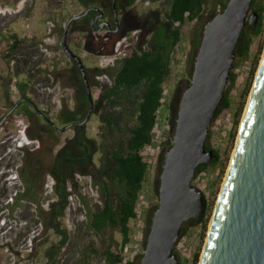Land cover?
Segmentation results:
<instances>
[{
	"label": "rangeland",
	"instance_id": "374dc122",
	"mask_svg": "<svg viewBox=\"0 0 264 264\" xmlns=\"http://www.w3.org/2000/svg\"><path fill=\"white\" fill-rule=\"evenodd\" d=\"M220 1L229 2V0H218L219 3ZM212 2L213 0L210 4ZM103 3L109 6L110 1L103 0ZM262 7L264 9V0H256L252 9L261 10ZM84 8L82 0H0V76L4 77L0 80V121L8 113L12 103H18L21 99H31L32 103L46 114L45 117L60 130L57 132L59 142L54 149L53 157L48 155L47 158L49 160H54L56 157L72 159L68 163L67 207L64 216L60 218L62 229L67 231L65 245L62 244L64 239L55 230L44 229L38 224L33 204L21 202L17 207L8 208L15 203V192L23 188L17 173L18 168L23 165V151H19L18 145L25 138L28 139V130L44 138L45 131L50 128L49 125L44 119H38L36 115L38 113L33 105L24 104L2 126L0 129V264H107L103 254L108 247H111L114 253H121L122 235L119 229H109L99 234L89 227L90 211L94 212L98 205H102L100 194L92 185L89 173L93 166H98L100 163L99 146L103 143L100 137V115L109 111L107 105L100 102L102 90L100 86H96V82L104 86L112 85L108 77H96V69L112 67L116 60L129 56L136 48L141 34L139 19L151 10L160 8L164 10L165 7L164 1L154 3L151 0H141L138 2L136 11L132 9V12L138 15V20L131 21L132 26L123 29L120 35L121 41L113 56L91 55L82 50L84 43L80 48L72 49L82 59L95 105L99 103V109L95 108L90 121L82 128L83 141L81 142L76 139L74 131H69L65 127L66 124L59 122V116L62 113L75 114L77 109H82V115L75 118V122H82L89 109L86 87L80 69L64 54L62 47L63 30L67 21L73 16L83 14ZM221 12L223 11L220 6L218 12H210L207 7L205 15L206 17L208 14L216 16ZM262 15L264 16V10ZM84 20L74 22V27L71 29L79 41H82L83 31L86 30V25H83ZM206 23V20H196L181 28L182 41L175 50L172 73L164 86L165 96L158 114L154 143L144 152L146 161L150 164V172L140 197L139 217L130 223L132 243L123 250L126 261L136 260L137 264H141L153 216L159 206L160 177L164 158L172 147L168 142L173 140L176 132V120L182 95L191 85ZM53 24L56 25L57 31L53 30ZM13 36L21 40L25 37L26 48L28 47L32 53L36 52V57L30 59L32 65H28L30 69L35 68H33L36 71L35 75L40 72V77L30 81L27 96L22 95L18 84L29 82L30 77L23 75V57L20 49L11 51ZM94 37L108 38V33L95 34ZM262 42L264 52V34H261L254 38L248 57L236 58L232 74L237 76V80L230 81L226 90V96L231 98L232 106L213 121L207 140V146L218 152L220 160L216 165L210 164L206 170H199L193 182V186L205 195L208 202L205 217L208 221L207 227L204 228L203 222L198 224L195 221L183 227L182 235L174 251L179 264H199L210 222L236 145L238 132L233 138L235 113L242 102V95ZM4 81H6V87L2 86ZM7 95L10 102L8 97L5 98ZM31 117L34 121L36 120L35 125ZM25 148L31 151L38 150L36 144L25 146ZM56 182L52 175L47 176L45 193L41 198L45 212L51 209L52 204L59 203V196L54 190ZM4 190H8V193L5 194Z\"/></svg>",
	"mask_w": 264,
	"mask_h": 264
},
{
	"label": "trees",
	"instance_id": "16d2710c",
	"mask_svg": "<svg viewBox=\"0 0 264 264\" xmlns=\"http://www.w3.org/2000/svg\"><path fill=\"white\" fill-rule=\"evenodd\" d=\"M151 1L154 3L164 1L165 9L151 10L140 18L141 34L132 53L121 60H116L112 67L96 69V77L106 76L112 81V85L104 86L96 82V86H100L102 90L100 102L105 103L109 111L100 115V137L103 140L99 146L100 163L98 166H93L89 173L92 185L97 188L102 199V205H98L94 212L89 213V227L99 234L109 229H119L122 235L121 253H114L111 247H108L103 254L107 264H137L136 260L126 261L123 250L132 243L130 223L139 217L140 197L150 172V164L146 161L144 152L154 143L158 114L165 96L164 86L172 73L175 50L182 41L181 28L196 20H206L208 23L215 16L208 14L206 17L207 7L210 12H218L219 6L224 11L228 4L225 1L219 3L218 0H213L211 4V0ZM260 9H252L253 13H258L259 16L257 26L247 25L240 38L237 47V57L240 59L249 56L254 38L264 34L262 15L264 9L263 7ZM13 39L12 52L22 43L17 36ZM120 41L121 36L117 35L95 38L91 29L84 32L82 41L75 37L72 30L68 35L71 49L80 48L84 43L82 50L91 55L113 56ZM262 52L263 42L258 49V56L242 95V102L235 113L233 138L238 132ZM75 64L77 65L76 62ZM35 78L36 75H30L29 82L18 84L23 96H27L30 81ZM236 80L237 76L232 74L230 81ZM27 100L32 102L29 98ZM231 106V98L225 95L214 121ZM36 108L38 119H42V115L46 116L37 106ZM95 108L99 109V103ZM82 111L77 109L75 114L69 115L62 113L59 122L66 125L74 123L75 118L82 115ZM30 119L35 125L36 120L34 121L32 117ZM44 134L43 138L27 131L28 139L39 141L41 147L37 151L27 148L23 150V165L17 170L23 188L15 192V203L8 208L17 207L21 202L33 204L38 224L44 229L55 230L64 239L62 244L66 245L67 231L62 229L60 218L64 216L67 207L68 163L72 159L56 157L54 160H49L47 156L53 157L59 137L57 131L51 127ZM168 144L173 146V140H169ZM207 150L212 149L207 146ZM214 152L217 158L210 164L216 165L220 158L218 152ZM210 164L201 166L199 170H206ZM48 175H52L57 181L54 190L59 196V203L52 204L51 209L45 212L41 198L45 193L44 187ZM4 193L7 194L8 190H4ZM207 222V220L203 221L204 228L207 227Z\"/></svg>",
	"mask_w": 264,
	"mask_h": 264
},
{
	"label": "water",
	"instance_id": "95a60500",
	"mask_svg": "<svg viewBox=\"0 0 264 264\" xmlns=\"http://www.w3.org/2000/svg\"><path fill=\"white\" fill-rule=\"evenodd\" d=\"M253 3L229 0L204 28L191 85L182 95L173 146L164 158L159 206L141 264H179L174 251L183 227L205 220L208 202L193 182L199 168L217 158L207 150V140L226 95L240 38L247 25L258 24V14H251ZM89 13L69 20L62 41L66 56L79 66L88 96L89 110L80 127L90 121L95 101L83 61L68 44V33L73 22ZM199 264H264V52Z\"/></svg>",
	"mask_w": 264,
	"mask_h": 264
},
{
	"label": "flooded vegetation",
	"instance_id": "af4514ba",
	"mask_svg": "<svg viewBox=\"0 0 264 264\" xmlns=\"http://www.w3.org/2000/svg\"><path fill=\"white\" fill-rule=\"evenodd\" d=\"M108 1H110L109 6H107L108 4H104L103 0H82L83 6L85 7L84 13L87 10L90 11L88 16L82 18V19H85L83 22V25H86L85 31H89V29H91L93 31L94 35L95 34L100 35L103 32H107L108 37H110L111 35L120 36L123 29L132 26L131 21L138 20V17H137L138 15L136 13H133L132 11L136 9V5L141 0H116V3H114V0H108ZM69 20L67 21L66 26H67ZM72 25L69 29V32L74 27V22L72 23ZM102 26L104 27L103 30H101ZM52 28L55 31L58 30L55 24L52 25ZM65 29H66V27L64 28L63 31H65ZM85 31H83V32H85ZM63 35H64V33H63ZM68 35H69V33H68ZM83 35H84V33H83ZM21 41H22V43L19 46V49H20V51L22 53L21 55L23 57V59H22L23 75L30 77V75H35V73H36V71H34L35 68L32 67V69H30V66H29V65H32V61H30V59H34L36 57V52L34 51L32 53V52H30L28 47L26 48L27 41H26L25 37H23V39ZM62 41H63V37H62ZM63 51H64V49H63ZM71 60L74 63L76 62L74 59H71ZM77 66H78V64H77ZM78 68H79V66H78ZM27 69H30V70L27 71ZM36 77H40V72L37 73ZM5 82L6 81H4L3 84L1 83L3 87H6ZM7 97H8V95L5 96V98H7ZM8 99H9V97H8ZM24 104H31V105H33L34 109L36 108V106L32 102H28L27 99H24V100L21 99V101H19L18 103H15V104L12 103L10 110L3 117V119L0 121V123L8 116V118L6 120V122H7L9 120V118L11 116H13L15 114V112L18 111L19 108L21 106H23ZM95 106L96 105L94 103V110H95ZM42 119H44V121L49 125V127H51L52 129H55L57 132H60V130L56 127L55 124H53L52 122L51 123L48 122V118L42 117ZM79 123L80 122H74V123L66 125L65 127L69 131H74L76 134L75 135L76 139H78L79 141L82 142L83 141L82 140V128L83 127H80L78 125ZM67 127H69V128H67Z\"/></svg>",
	"mask_w": 264,
	"mask_h": 264
},
{
	"label": "built area",
	"instance_id": "2783aa9c",
	"mask_svg": "<svg viewBox=\"0 0 264 264\" xmlns=\"http://www.w3.org/2000/svg\"><path fill=\"white\" fill-rule=\"evenodd\" d=\"M33 144H36L37 145V148L39 149L40 148V142L39 141H31L27 138H25L19 145H18V149L19 151H23L25 146H30V145H33Z\"/></svg>",
	"mask_w": 264,
	"mask_h": 264
},
{
	"label": "crops",
	"instance_id": "0c3cea01",
	"mask_svg": "<svg viewBox=\"0 0 264 264\" xmlns=\"http://www.w3.org/2000/svg\"><path fill=\"white\" fill-rule=\"evenodd\" d=\"M0 72H1V71H0ZM1 78H4V77H1V76H0V80H1ZM2 83H3V82H2Z\"/></svg>",
	"mask_w": 264,
	"mask_h": 264
}]
</instances>
